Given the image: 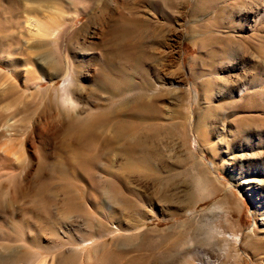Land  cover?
<instances>
[{
	"label": "rangeland",
	"instance_id": "rangeland-1",
	"mask_svg": "<svg viewBox=\"0 0 264 264\" xmlns=\"http://www.w3.org/2000/svg\"><path fill=\"white\" fill-rule=\"evenodd\" d=\"M203 263L264 264V0H0V264Z\"/></svg>",
	"mask_w": 264,
	"mask_h": 264
},
{
	"label": "bare ground",
	"instance_id": "bare-ground-1",
	"mask_svg": "<svg viewBox=\"0 0 264 264\" xmlns=\"http://www.w3.org/2000/svg\"><path fill=\"white\" fill-rule=\"evenodd\" d=\"M59 1H62V0H59ZM47 2H49V1H47ZM53 3V2H52ZM59 2L57 1L56 2V4H58ZM61 4V3H60ZM50 5V4H49ZM48 5V6H49ZM62 5V4H61ZM47 6V5H46ZM64 7H66L67 9H70L71 7H72V4H71V2H69L68 1V3L65 5V3H64ZM57 21V20H56ZM50 22V21H49ZM49 22H46V21H41V19L40 20H35V22L32 24V26H35V29H32V30H34V35H36V34H38V36H45V35H47V36H53V37H55V36H57V32L56 31H54V30H51V28L49 27ZM55 22V21H54ZM52 24V23H51ZM57 24V23H56ZM53 25V24H52ZM59 25V24H58ZM55 26V25H54ZM33 28V27H32ZM50 28V29H49ZM54 39V38H53ZM39 41H41V40H39ZM42 41H44V40H42ZM41 41V42H42ZM50 44V43H49ZM48 44V42L47 43H37L36 45H37V47L38 48H40V49H42V48H46V46H48L49 45ZM130 44V43H129ZM110 51V50H109ZM47 52H48V49H47ZM47 52L43 55V57L41 58V61L45 64V63H47L48 62V59H49V55L47 54ZM50 52V51H49ZM109 54V53H108ZM47 64H49V63H47ZM49 65H52V64H49ZM55 65H56V63H55ZM114 65V64H113ZM113 65H111V66H113ZM53 66H54V64H53ZM57 66V65H56ZM9 67V66H8ZM113 67H116V64H115V66H113ZM112 67V68H113ZM110 68V67H109ZM108 68V66H107V70L109 69ZM116 69V68H115ZM11 70H12V68H11ZM118 70H119V67H118ZM121 70V69H120ZM108 71H111V70H108ZM116 71V70H115ZM116 74H117V72H116ZM72 69L69 71V74L67 75V77L62 81V83L58 86V88H57V90H59V93H60V95H61V99L67 104H65V106H67L68 107V105H70V106H72V104H74L75 102H74V100H73V96H72V89H71V86L73 85V83H74V81H73V79H72ZM122 76V75H121ZM115 77H118V76H115ZM42 78V77H41ZM119 78V77H118ZM121 78V77H120ZM40 79V78H39ZM42 79H49V77H43ZM109 83H112V82H109ZM75 84V83H74ZM97 86V85H96ZM109 85L107 84V83H105V82H103V81H101V80H99V83H98V87L99 88H101V89H107V87H108ZM112 86V85H111ZM98 89V88H97ZM114 87H110V90L111 91H114ZM241 91L240 92H242V91H244V88H242V89H240ZM115 92V91H114ZM240 94V93H239ZM63 102V103H64ZM78 103V102H77ZM69 106V107H70ZM68 107V108H69ZM65 109V108H64ZM67 109V108H66ZM74 109V108H73ZM93 115V114H92ZM91 115V116H92ZM90 116V115H89ZM94 117V116H93ZM91 118V117H90ZM96 118H98V116L96 117ZM91 120H93V119H91ZM89 122V121H88ZM78 124L80 125L81 123H79L78 122ZM88 126H90V125H88ZM88 126H86V127H82L83 129H81V131H78L77 132V134L75 133V131H74V133L76 134V136H75V139L77 140V146L78 147H76L74 150H73V154H72V159L70 160V158H69V160H70V164L74 167V168H77V169H79V171H80V169L85 173V176H87V177H90V178H92L93 177V174H94V167H97V166H100L101 165V156H102V158H103V155L105 154V153H103V150H101L100 151V149L98 150V151H95V150H93L92 148H90V146L87 144V143H84V142H82V140L83 139H85V138H87V137H89V136H92V134L94 133L93 132V130H92V127H88ZM80 130V129H79ZM74 138V137H73ZM132 144V145H131ZM134 147V143H130L129 144V146H128V149L130 148V149H132ZM99 148H101V147H99ZM106 152V151H105ZM107 153V152H106ZM105 156V155H104ZM68 159V158H67ZM108 159V158H107ZM68 160V161H69ZM105 161H107V160H105ZM109 162V161H108ZM67 163V162H66ZM69 164V165H70ZM104 164V163H103ZM54 165V164H53ZM66 165H68V164H66ZM109 165V164H108ZM56 166V168H58V170H59V172L60 173H64V171H65V161L63 160V161H59V162H57L56 163V165H54L53 167H55ZM103 166H105V165H103ZM69 167V166H68ZM106 167H108L107 166V164H106ZM98 169V168H97ZM96 169V170H97ZM104 169H105V167H104ZM62 176V175H61ZM89 178V179H90ZM91 180V179H90ZM96 179H94V180H91L92 181V185H94V188H95V190L97 189V186L98 185H96L97 184V182L98 181H95ZM102 189V188H101ZM96 192L98 193V195L95 193V195H97V199H99V200H103V196H102V193L101 192H98L97 190H96ZM63 215H64V213H62ZM65 217V216H64ZM65 219V218H64ZM60 223V222H59ZM85 234L86 233H84V234H82V235H80L79 237H77V238H72L71 237V239H72V242L73 243H75V244H77V245H79V246H83V245H85L86 243H88V242H85V240L87 239V238H85ZM227 237H233L234 238V235L233 234H229V235H227ZM238 238V236H236L235 235V238L234 239H237ZM68 240V239H67ZM89 240V239H88ZM69 241V240H68ZM71 242V241H70ZM69 244V243H68ZM88 245V244H87ZM85 248V247H84ZM110 256V255H109ZM112 256V255H111ZM112 258V257H111ZM103 259H105V258H103ZM108 260H109V258H108ZM108 260H106V261H108ZM105 262V261H104ZM107 263V262H106ZM203 264H205V263H203Z\"/></svg>",
	"mask_w": 264,
	"mask_h": 264
}]
</instances>
